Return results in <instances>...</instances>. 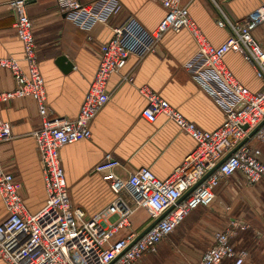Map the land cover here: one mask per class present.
Returning a JSON list of instances; mask_svg holds the SVG:
<instances>
[{"label":"built area","instance_id":"obj_1","mask_svg":"<svg viewBox=\"0 0 264 264\" xmlns=\"http://www.w3.org/2000/svg\"><path fill=\"white\" fill-rule=\"evenodd\" d=\"M157 1L166 15L155 30L148 31L134 17H129L115 27L113 37L101 46L94 79L78 116L72 120L52 117L27 2L15 0L10 4L27 71L13 58H0V68L10 70L16 83L14 90L0 93V105L27 97L37 104L41 126L32 132V137L42 164L46 201L40 211L31 213L20 195L22 184L0 162V197L8 213L0 224V256L9 264H138L147 254L156 253L158 245L169 240L193 210L211 206L223 180L237 174L249 185L264 180L262 153L257 147V143H264V124L250 137L264 122V92L254 94L246 89L224 60L231 52L241 54L253 66L256 76L264 81V47L253 35L264 24V5L241 20L232 18L216 5L217 24L228 29L230 36L223 45L215 47L181 0ZM56 3L62 14L87 31L122 11L117 0L96 3L56 0ZM182 30L191 34L198 48L199 62L192 77L215 96L224 112V122L214 131H203L150 87H141L139 93L146 101L142 116L149 123L166 116L196 142V147L164 180L148 168L121 178L116 170L124 167L123 164L106 155L93 173L109 183L114 200L105 211L88 218L84 209L72 202L60 151L67 145L91 140L92 123L110 101L108 81L124 69L131 56L142 59L154 53L167 32ZM12 139L11 123L0 114V145ZM138 209L148 213L151 223L159 221L132 244L138 234L132 231L131 219ZM122 230L130 232L116 239ZM233 237L231 230L217 232L213 245L195 264H224L225 261L244 264L248 252L237 250L231 242Z\"/></svg>","mask_w":264,"mask_h":264},{"label":"crops","instance_id":"obj_2","mask_svg":"<svg viewBox=\"0 0 264 264\" xmlns=\"http://www.w3.org/2000/svg\"><path fill=\"white\" fill-rule=\"evenodd\" d=\"M13 1L0 0V58H13L27 71L10 5ZM25 1L33 22L40 71L52 117L69 120L79 114L99 65L101 46L113 37L115 27L134 17L146 30L153 31L166 15L157 0H117L122 5L121 13L87 31L62 14L56 0ZM214 2L181 0L215 47L223 45L230 36L228 29L217 24V6L232 18L241 20L264 5V0ZM253 35L264 47V24ZM62 55L74 64L72 71L64 72L57 64ZM224 60L246 89L254 94L264 92V81L256 76L253 66L241 54L231 52ZM198 62V48L191 34L187 30L169 31L154 53L142 59L131 56L124 69L111 76L107 85L110 101L92 123L91 140L67 145L60 151L72 202L84 209L88 218L105 211L114 200L109 183L93 173L106 155H112L123 164L124 167L116 170L121 178H127L140 168H148L164 180L196 147V142L166 116H159L154 123L142 116L146 101L139 93L141 87H150L201 130L214 131L221 127L224 122L221 105L203 83L192 77ZM15 87L11 71L0 68V93ZM0 114L11 123L13 132V139L0 145L1 165L22 184L20 195L28 210L37 213L46 201L42 164L32 137V132L41 126L37 104L30 97L6 101L0 105ZM257 147L264 163V143H257ZM216 196L211 206L199 207L189 214L166 241V248L180 253L185 264H195L213 245L217 232L231 230L234 232L231 242L237 250L252 246L244 264H264V180L248 185L237 174L221 182ZM7 214L0 197V224ZM131 221L132 231L138 235L151 224L143 209L136 210ZM129 232L120 231L116 239ZM255 245L258 246L257 255L252 253ZM158 247L157 252L152 253L158 260L167 263L176 260L164 253L163 246L159 244ZM0 264L9 263L0 256ZM224 264L233 262L225 261Z\"/></svg>","mask_w":264,"mask_h":264},{"label":"water","instance_id":"obj_3","mask_svg":"<svg viewBox=\"0 0 264 264\" xmlns=\"http://www.w3.org/2000/svg\"><path fill=\"white\" fill-rule=\"evenodd\" d=\"M57 64L63 69L64 72H70L74 69V64L64 55L60 56L58 59H57ZM264 124V122L259 125V127H257L255 129V131H253L251 134H250V137H252L256 132L257 130ZM233 152L229 153L222 161H220L218 163V165L212 170L210 171L206 177L204 179H206L207 177H209L214 171H216L224 162L227 158H229L231 156ZM192 191V190H191ZM187 192L183 195V197L180 199V202L183 201L189 194L190 192ZM159 220L151 223L150 225H148V227H146L137 237L136 239L134 240V243H136L137 241H139L147 232H149L154 226L155 224L158 222Z\"/></svg>","mask_w":264,"mask_h":264},{"label":"rangeland","instance_id":"obj_4","mask_svg":"<svg viewBox=\"0 0 264 264\" xmlns=\"http://www.w3.org/2000/svg\"><path fill=\"white\" fill-rule=\"evenodd\" d=\"M240 176L243 177L242 175H240ZM230 179L231 178L227 179V181H229ZM166 241L167 240L161 242L160 245L164 247V253L165 254L166 253H169V256H174L176 258V260H174V262L167 263V261H160V260L157 259L156 254L149 253L145 257H143L138 262V264H185L186 261H185V259L183 258V256L180 253H178V252L177 253H174L171 250H168L166 248V246H167V242ZM247 248H249V249H247ZM251 248H252V246H247V247L240 248V249L245 250L246 252H248V256H249V252H250V249ZM158 249H159V247H157V250ZM157 250H156V252H157ZM257 250H258V246L255 245V248H254V250H253L252 253H254L255 255H257Z\"/></svg>","mask_w":264,"mask_h":264}]
</instances>
